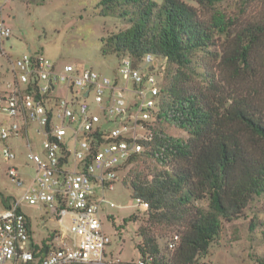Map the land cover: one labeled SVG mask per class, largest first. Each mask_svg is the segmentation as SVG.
Segmentation results:
<instances>
[{
	"label": "trees",
	"instance_id": "obj_1",
	"mask_svg": "<svg viewBox=\"0 0 264 264\" xmlns=\"http://www.w3.org/2000/svg\"><path fill=\"white\" fill-rule=\"evenodd\" d=\"M227 1L100 0L103 15L126 22L101 39L102 54L141 61L151 53L164 75L150 138L128 170L132 198L147 204L136 246L143 264H206L224 222L264 199V14L243 23L246 9L228 13ZM156 224L177 228L169 254Z\"/></svg>",
	"mask_w": 264,
	"mask_h": 264
},
{
	"label": "built area",
	"instance_id": "obj_2",
	"mask_svg": "<svg viewBox=\"0 0 264 264\" xmlns=\"http://www.w3.org/2000/svg\"><path fill=\"white\" fill-rule=\"evenodd\" d=\"M11 35L0 20V57H10L4 43ZM160 65L151 53L141 61L126 55L111 77L31 52L10 63L14 79L0 90V113L11 118L0 125L1 155L13 162L17 152L10 140H27V158L35 168L23 178L16 164L9 166L23 195L1 211L0 264H143L123 262L109 250L104 210L117 206L108 193L150 138L147 122L156 114L164 80ZM32 126L44 135L41 155L30 142ZM22 202L43 204L45 222L59 226L44 225L47 233L37 241Z\"/></svg>",
	"mask_w": 264,
	"mask_h": 264
},
{
	"label": "rangeland",
	"instance_id": "obj_3",
	"mask_svg": "<svg viewBox=\"0 0 264 264\" xmlns=\"http://www.w3.org/2000/svg\"><path fill=\"white\" fill-rule=\"evenodd\" d=\"M185 1L197 5L196 0ZM221 8L228 13L237 14L246 9L241 16V21L245 23L257 14H264V1H251L246 8H242L239 1L232 0L223 2ZM2 19L11 27L12 35L5 40L10 57H0V72L4 73L12 61L31 52L59 65L68 63L84 65L111 77L118 73L120 58L117 53L103 55L101 39H107L111 34L123 29L126 22L118 17L103 15L100 0H0V20ZM12 78L9 73L0 74V88H4L5 83ZM9 122L11 118L0 113V125ZM36 128L37 126L30 128L29 137L33 151L41 155L44 135L37 133ZM10 143L17 152V159L13 162L4 160L1 155L3 142L0 139V214L5 207L2 203L3 196L20 200L23 195L22 187L9 176V166L16 164L23 178H29L30 172L35 168V164L27 158L28 149L25 145L27 140L25 142L23 139L10 140ZM128 172L123 174V177L126 175L125 180L117 182L115 188L108 193V199L117 206L110 208L106 205L104 210L105 228L111 236L109 250L123 262L140 258L136 247L141 242L138 229L141 225L147 224L146 212L142 211L145 207L140 208L137 200L131 196V189L127 187L131 177H134ZM21 205L33 221L37 241L47 233L44 225L49 228L59 226L55 220L45 222L47 210L43 204L22 202ZM107 213L112 214L109 215V219ZM131 215H137L135 220L124 222V218ZM153 228L162 251L169 254L167 247L168 244L170 246L171 237L177 228L167 224H156ZM202 262L264 264L263 197H255L242 218L224 222L220 237L214 242L210 253L202 258Z\"/></svg>",
	"mask_w": 264,
	"mask_h": 264
},
{
	"label": "crops",
	"instance_id": "obj_4",
	"mask_svg": "<svg viewBox=\"0 0 264 264\" xmlns=\"http://www.w3.org/2000/svg\"><path fill=\"white\" fill-rule=\"evenodd\" d=\"M5 20V19H4ZM6 22V21H5ZM4 45H5V43H4ZM12 47V46H11ZM6 48V47H5ZM3 66V65H2ZM8 67H10V64L8 65ZM8 67L6 68V71L3 73V72H0V74H4V75H6V74H11L12 76H13V78L11 79V80H13L14 79V75L10 72V71H8L7 69H8ZM11 80H8V82L9 81H11ZM6 88V86L4 87V88H0V90H4ZM24 141V140H23ZM25 142V141H24ZM18 167V166H17ZM31 173V172H30Z\"/></svg>",
	"mask_w": 264,
	"mask_h": 264
},
{
	"label": "water",
	"instance_id": "obj_5",
	"mask_svg": "<svg viewBox=\"0 0 264 264\" xmlns=\"http://www.w3.org/2000/svg\"><path fill=\"white\" fill-rule=\"evenodd\" d=\"M31 51V49H29Z\"/></svg>",
	"mask_w": 264,
	"mask_h": 264
}]
</instances>
